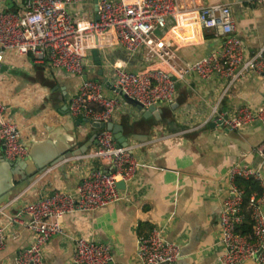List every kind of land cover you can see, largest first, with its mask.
<instances>
[{"label": "crops", "instance_id": "1", "mask_svg": "<svg viewBox=\"0 0 264 264\" xmlns=\"http://www.w3.org/2000/svg\"><path fill=\"white\" fill-rule=\"evenodd\" d=\"M23 1L0 0V8H17ZM196 1L230 5L246 58L264 47L263 5L252 0ZM87 2L77 7L89 8L94 17L95 0ZM165 30L160 29L159 35ZM222 42L223 37L215 29L206 28L203 42L181 49L179 58L184 64H192L219 52ZM98 55L99 60L93 50L89 53L80 75L56 67L48 57L41 59L33 52L21 56L13 51L6 53L0 74V100L7 105L5 116L19 125L29 150L42 145L43 153L55 158L29 176L27 170L31 171L34 163L26 157L7 160L0 143V202L9 201L8 210L14 214L31 200L54 190L75 193L91 167H108L100 159L73 157L99 147L97 133L102 128L70 114V101L84 80H99L106 96L121 99L110 121L123 127L140 166L127 184V198L94 213L77 211L64 216L66 233L49 239L44 248V264H72L74 237L78 236L110 244L118 264H139L137 237L153 226L162 228L167 240L180 245V256L171 264H221L224 244L220 217L224 199L232 193L228 172L237 162L259 169L264 189L263 159L254 151L264 142V123L256 120L227 130L207 120L216 104L224 115L240 106L258 111L264 103V78L249 74L227 89L228 80L224 77L215 75L205 80L190 73L177 80L172 103L160 102L156 106L159 116H144L129 99L114 91L111 83L115 72L108 65L117 63L139 70L152 65L148 50L135 52L106 46L98 50ZM68 152L72 155L65 156ZM16 196L19 198L14 200ZM261 205L264 211V201ZM26 219L25 214L7 227L0 264H16L19 250L34 241L35 233L26 226Z\"/></svg>", "mask_w": 264, "mask_h": 264}, {"label": "built area", "instance_id": "2", "mask_svg": "<svg viewBox=\"0 0 264 264\" xmlns=\"http://www.w3.org/2000/svg\"><path fill=\"white\" fill-rule=\"evenodd\" d=\"M88 0H24L17 8H0V74L5 55L35 53L45 56L56 66L75 74L84 73L88 55L106 46L125 47L131 51L147 49L152 65L139 70L109 64L115 72L111 83L116 93L141 102L146 108L160 102L172 103L177 80L190 73L202 79L215 75L228 80L227 89L241 83L249 74L264 78V47L251 57H245L243 39L236 33V21L227 3H199L196 0H97L95 16L89 8H78ZM264 6V0H252ZM78 6V7H77ZM77 7L78 9H75ZM93 9V4L90 3ZM171 21V23H169ZM215 29L223 37L222 49L202 57L192 64H184L179 51L203 42V31ZM160 29H166L159 35ZM103 83L85 79L78 93L70 101V114L75 119L109 122L120 107L121 99L108 97ZM213 106L207 121L235 130L260 120L264 123V103L258 111L240 106L230 115L220 114ZM7 105L0 100V143L10 160L27 157L29 150L22 139L19 125L5 116ZM99 147L77 160L100 159L108 167H91L83 176L75 193L62 190L31 200L16 213L9 212V201L0 203V250L6 245L7 227L26 214V226L35 233L30 246L19 250L16 264H44V248L49 239L65 234L63 219L66 214L97 210L127 198L126 188L119 181L133 179L140 163L134 146L119 145L111 129L97 133ZM263 159L264 142L255 148ZM231 194L224 199L221 211L224 252L221 264H264V189L262 194L250 196L253 236L240 234L237 229L244 222V192L235 179L253 178L262 181L259 169L237 162L228 172ZM19 197H14L17 200ZM75 252L72 264H118L112 246L102 240L74 237ZM181 248L166 239L162 228L153 226L137 238L136 259L140 264H171L180 256Z\"/></svg>", "mask_w": 264, "mask_h": 264}, {"label": "water", "instance_id": "3", "mask_svg": "<svg viewBox=\"0 0 264 264\" xmlns=\"http://www.w3.org/2000/svg\"><path fill=\"white\" fill-rule=\"evenodd\" d=\"M96 2H97V0H95V4H96ZM95 8L97 9V6ZM93 52L96 56V59L99 60L98 50L94 49ZM86 78H87V76H86ZM127 99H129L132 102V104L135 105L137 110H139L142 113V115L149 116V115L154 114L156 116H159L160 111H157L156 106L153 105V106L146 108L138 100L130 99V98H127ZM87 121L91 122L96 128L111 129L114 133V138L118 142L119 145L126 146L129 144L128 138L123 133V127L120 124H116L113 121H109L107 123H103V122H99V121H93V120H89V119H87ZM77 123H79V121H77ZM212 124L216 125L217 123L212 122ZM226 129L229 130L228 128H226ZM3 149H4V147H3ZM51 154H53V153L51 152ZM71 155H72V153L68 152V153H66L65 156H71ZM53 158H55V157H52L50 155H45V153H43L42 145H38L37 147H32V149L29 150V153H28L25 160L32 161L34 163V166L31 169V171L27 170L28 171L27 174H29V176L35 175L36 173H38L39 170L43 169L49 162H51L53 160ZM26 184H27V182H26ZM118 186L123 188V189H125L127 187V185L124 181H119ZM0 203H2V202H0Z\"/></svg>", "mask_w": 264, "mask_h": 264}, {"label": "trees", "instance_id": "4", "mask_svg": "<svg viewBox=\"0 0 264 264\" xmlns=\"http://www.w3.org/2000/svg\"><path fill=\"white\" fill-rule=\"evenodd\" d=\"M236 185L243 190L244 192V211H245V219L244 222L238 227L237 231L240 234L249 236L252 238L253 236V218H252V209L248 208L250 196L253 193H257L258 195L262 194L263 187L259 180L253 178H244L237 177L235 179Z\"/></svg>", "mask_w": 264, "mask_h": 264}, {"label": "rangeland", "instance_id": "5", "mask_svg": "<svg viewBox=\"0 0 264 264\" xmlns=\"http://www.w3.org/2000/svg\"><path fill=\"white\" fill-rule=\"evenodd\" d=\"M128 145H129V144H128ZM126 146H127V145H126ZM79 155H81V154H79ZM75 156H78V155H75ZM73 157H74V156H73ZM137 171H138V170H137ZM136 173H137V172H136ZM135 175H136V174H135ZM133 178H134V177H133ZM126 185H127V183H126ZM140 234H141V233H140ZM140 234H139V235H140ZM139 235H138V236H139ZM164 235H165V234H164ZM137 238H138V237H137ZM166 239H167V238H166ZM136 247H137V243H136ZM136 260H137V259H136ZM137 261H138V260H137ZM116 262H117V261H116ZM138 262H139V261H138ZM139 264H140V263H139Z\"/></svg>", "mask_w": 264, "mask_h": 264}]
</instances>
